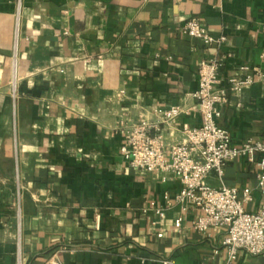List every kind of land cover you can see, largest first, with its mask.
Returning <instances> with one entry per match:
<instances>
[{"label":"crops","instance_id":"obj_1","mask_svg":"<svg viewBox=\"0 0 264 264\" xmlns=\"http://www.w3.org/2000/svg\"><path fill=\"white\" fill-rule=\"evenodd\" d=\"M21 3L13 96L17 0H0V264H16L17 190L23 264H46L55 251L61 264H224L225 228L192 230L191 210L178 232V207L155 215L179 182L124 161L119 128L178 105L184 112L162 134L167 143L182 141L184 127L201 124L192 96L198 67L219 54L226 56L221 86L241 65L253 78L228 92L219 125L235 146L264 136V0ZM193 17L224 41L207 45L183 35ZM207 182L219 185L214 174ZM223 182L250 188L246 210L258 209L255 163H226ZM235 264H264V257L240 252Z\"/></svg>","mask_w":264,"mask_h":264},{"label":"built area","instance_id":"obj_2","mask_svg":"<svg viewBox=\"0 0 264 264\" xmlns=\"http://www.w3.org/2000/svg\"><path fill=\"white\" fill-rule=\"evenodd\" d=\"M21 6V0H17L12 50L13 96L16 95L18 81L17 49ZM181 33L201 39L207 45H219L225 39L211 36L196 17L184 22ZM225 61V55L217 54L203 59L198 67V85L192 96L197 101L201 115L199 126L184 127L182 141L167 143L162 134V126L170 125L184 109L178 105L156 108L152 120L141 118L137 122L121 125L119 131L124 142L120 146V155L132 168L161 175L163 182L171 174L179 182V189L172 196L164 192V205L154 208L155 215L161 218L166 210L178 207L180 213L174 220V228L178 232L184 229L186 215L191 210L197 212L190 223L192 230L205 234L211 229L225 228L221 240L226 256L224 264H235L240 252L264 257V136L248 138L240 146H235L228 130L219 125L218 120L227 103L228 92H241L245 86L253 83L248 66L241 65L240 75L229 77L227 86H221V69ZM242 157L257 166V189L262 199L254 212L246 210V205L253 200L250 188L239 190L223 182L226 163ZM211 174L219 181L216 187L207 182ZM17 195L15 263L23 264L19 190ZM156 235L161 237L162 233ZM218 253L216 250L215 254ZM160 262L176 264L171 259H161ZM46 264H61L57 251L49 256Z\"/></svg>","mask_w":264,"mask_h":264}]
</instances>
